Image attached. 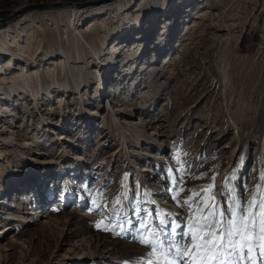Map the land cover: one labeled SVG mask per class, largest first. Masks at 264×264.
<instances>
[{
  "label": "rangeland",
  "instance_id": "obj_1",
  "mask_svg": "<svg viewBox=\"0 0 264 264\" xmlns=\"http://www.w3.org/2000/svg\"><path fill=\"white\" fill-rule=\"evenodd\" d=\"M110 4L0 26V264H264V0Z\"/></svg>",
  "mask_w": 264,
  "mask_h": 264
},
{
  "label": "bare ground",
  "instance_id": "obj_2",
  "mask_svg": "<svg viewBox=\"0 0 264 264\" xmlns=\"http://www.w3.org/2000/svg\"><path fill=\"white\" fill-rule=\"evenodd\" d=\"M115 1H117V2H115ZM115 1H113V2H115V3H113V4H110V5H108V6H105V7H102V8H98V9H91V10H94V11H97V12H101L102 11V9H105V8H110V7H119V8H123V7H125L123 4H122V1L123 0H115ZM155 1V0H154ZM74 2H76V1H74ZM112 3V2H111ZM105 5H107V4H105ZM19 6H21V5H19ZM104 6V5H103ZM94 7H101V6H92V7H86V8H77V7H65V8H59V9H55V10H62V11H66V9L68 10V11H71L72 13H75V14H77V13H80V12H82L83 10H77V9H88V8H94ZM17 8V7H16ZM63 9H65V10H63ZM55 10H52V11H55ZM153 11L156 13V12H158V7L156 6V7H154L153 8ZM44 12H50V11H44ZM31 13H35V12H29L28 14H31ZM41 13V12H40ZM27 15V14H26ZM23 16H25V15H23ZM23 16H21V17H23ZM157 17V15L154 17V23H155V20L157 19L156 18ZM172 19V18H171ZM9 22H11V21H9ZM6 23H8V22H6ZM3 24H5V23H3ZM2 24V25H3ZM2 25H0V26H2ZM6 32V30H3V29H0V56H2V57H11V61H9L7 64H5L4 66H0V92H1V90H4V88H8L9 89V91L8 92H5L4 91V94H5V97H20V99L21 100H28V98H30V97H33V99H36L37 98V95L35 94V91H34V86L29 82L30 81V75H23L22 76V74H19V77H23V83L21 82L19 85H16V82H14L13 81V77L11 76V73L9 72L10 71V68H14V66H13V61L15 60V61H23L22 60V53H20V52H22L21 50H18V53H16L13 49H12V47H11V44H9V43H7V42H5V41H2V35L4 34ZM24 33H25V31H23ZM22 34H19V36H21ZM23 35H25V34H23ZM14 42V41H13ZM24 52H28V51H23V53ZM1 61L2 62H4L5 60H2L1 59ZM26 61H28V60H26ZM23 62H25V61H23ZM26 63V62H25ZM17 69H19L21 72H25V68H17ZM27 82V83H26ZM43 82V85H44V88H47L48 87V85H47V83L45 82V79L42 81ZM26 83V84H25ZM30 83V84H29ZM11 85V86H10ZM12 94H11V93ZM4 117H6V116H4ZM29 183L30 182H28V184L24 187V188H22V189H27V187H28V185H29ZM13 185V183H7V187H5V189H4V195H6V196H8L9 194H10V192H11V189H13V188H11V186ZM19 189H21V188H19ZM22 191V190H21ZM31 197V196H30ZM0 199H2V198H0ZM30 200H28V202H29ZM26 204V203H25ZM54 209V208H53ZM52 211V210H51ZM54 212H55V210H53L52 212H48V215L47 216H42V218H48L49 219V217L51 218V217H53L54 216ZM31 215H32V213H31ZM45 223V222H44ZM1 226L2 225H0V230L2 229V228H4V227H2L1 228ZM10 230V228L9 227H7L4 231H0V233L3 235V234H6L8 231ZM11 240V241H10ZM9 241H10V243H8V244H6V247H4V250L5 251H10V250H12L13 248H14V246L16 245V241L15 240H12V239H10ZM18 243V242H17ZM19 244V243H18ZM31 247H32V244L30 245ZM35 249H38V248H31V250H30V253L32 252V251H35ZM40 249V248H39ZM75 255V254H74ZM62 262H60L59 264H61ZM32 264H39V262H34V263H32ZM47 264H49V263H47Z\"/></svg>",
  "mask_w": 264,
  "mask_h": 264
},
{
  "label": "water",
  "instance_id": "obj_3",
  "mask_svg": "<svg viewBox=\"0 0 264 264\" xmlns=\"http://www.w3.org/2000/svg\"><path fill=\"white\" fill-rule=\"evenodd\" d=\"M113 1L115 0H91L87 2L56 0V1H48V2H40V3L22 4L21 6H17V8L0 10V25L9 21H13L17 18H20L21 16L26 15L29 12L52 11L55 9L65 8V7L86 8L92 6H103Z\"/></svg>",
  "mask_w": 264,
  "mask_h": 264
},
{
  "label": "snow or ice",
  "instance_id": "obj_4",
  "mask_svg": "<svg viewBox=\"0 0 264 264\" xmlns=\"http://www.w3.org/2000/svg\"><path fill=\"white\" fill-rule=\"evenodd\" d=\"M186 203H188V202H186ZM204 203L207 204V200H205ZM252 203H253V205H255V200H253ZM213 215H215V213H213ZM249 215H251V211H249ZM241 219L243 220V217H241ZM229 224L234 225V222L229 221ZM261 224H262L261 231L264 232V219H262ZM207 227H211V225H207ZM238 231L242 233L243 228H241ZM193 233L194 234L192 235V241L195 244V248H196L197 252H199V250L201 248H204V249L208 250L209 255H211L212 253L215 252V249L218 246L219 241H221L223 239V236H217L215 231H213L210 234L209 240L202 245L199 243V241L203 239V235L202 234H196L194 229H193ZM229 234H231V233H229ZM213 241H216V243H213ZM228 243L231 247H233V248L235 247V243H236L235 241H229ZM177 254L183 255L184 253L180 248H177ZM217 264H222V259L220 261H218Z\"/></svg>",
  "mask_w": 264,
  "mask_h": 264
},
{
  "label": "trees",
  "instance_id": "obj_5",
  "mask_svg": "<svg viewBox=\"0 0 264 264\" xmlns=\"http://www.w3.org/2000/svg\"><path fill=\"white\" fill-rule=\"evenodd\" d=\"M8 1V0H7ZM6 1V5H4V8L7 7L8 2ZM33 1V0H32ZM39 1V0H38ZM41 1V0H40ZM71 1H78V0H71Z\"/></svg>",
  "mask_w": 264,
  "mask_h": 264
}]
</instances>
